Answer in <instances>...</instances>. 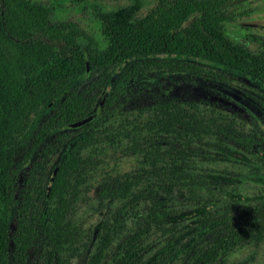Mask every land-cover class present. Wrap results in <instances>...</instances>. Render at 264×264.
Returning <instances> with one entry per match:
<instances>
[{
  "label": "trees",
  "instance_id": "obj_1",
  "mask_svg": "<svg viewBox=\"0 0 264 264\" xmlns=\"http://www.w3.org/2000/svg\"><path fill=\"white\" fill-rule=\"evenodd\" d=\"M229 1L155 0L142 16L136 3L99 20V43L39 1L0 0V264H70L80 254L86 264H229L264 240V200L239 205L223 188L227 171L207 169L236 149L261 177L262 126L246 131L172 100L123 110L147 71L197 72L194 60L264 91V41H242L236 23L250 12H229ZM113 149L136 165L104 172L106 218L85 235L72 211Z\"/></svg>",
  "mask_w": 264,
  "mask_h": 264
},
{
  "label": "rangeland",
  "instance_id": "obj_2",
  "mask_svg": "<svg viewBox=\"0 0 264 264\" xmlns=\"http://www.w3.org/2000/svg\"><path fill=\"white\" fill-rule=\"evenodd\" d=\"M46 5L53 12L56 20H71L97 41L101 42L99 20L110 17L126 7L138 4V15H144L151 8L155 0H87L82 4H75L69 0H36ZM226 8L229 12L238 13L246 10L248 16L241 17L236 23V29L242 41L248 42L252 38L264 41V0H230ZM254 48L257 45L251 44ZM161 59V58H159ZM197 72L147 71L145 80L138 88L128 92L123 110L147 107L157 100H172L182 104L197 105L202 111L222 115L234 120L246 131L264 128V91L247 77L224 70L208 62L193 61ZM102 94V93H101ZM51 111H43L42 115L34 119L27 141L26 149L40 128L47 120ZM64 135L73 131L65 129ZM236 149L227 150L219 160L207 165V169L219 172L227 171L225 192L234 194L233 198L239 205L248 202L264 200V172L262 176H254L246 161L249 156L242 155ZM22 154V153H21ZM264 158V151L261 152ZM104 164L97 175L88 183L74 205L71 219L85 235L97 230L99 223L106 218L107 206L99 199L100 182L104 172L112 175L129 173L135 168L136 162L120 154L118 150L106 152ZM259 162L264 163V159ZM231 178V179H229ZM228 179V181H227ZM200 210L183 215L188 219ZM14 229V221L11 222ZM84 254L71 259L70 264H86ZM244 261L246 264H264V240L258 246H247L236 249L230 256L228 263L234 264Z\"/></svg>",
  "mask_w": 264,
  "mask_h": 264
},
{
  "label": "water",
  "instance_id": "obj_3",
  "mask_svg": "<svg viewBox=\"0 0 264 264\" xmlns=\"http://www.w3.org/2000/svg\"><path fill=\"white\" fill-rule=\"evenodd\" d=\"M89 120H90V119L88 118V119H85V120H83V121H81V122H77V123L74 124V127L81 126V125L87 123Z\"/></svg>",
  "mask_w": 264,
  "mask_h": 264
}]
</instances>
